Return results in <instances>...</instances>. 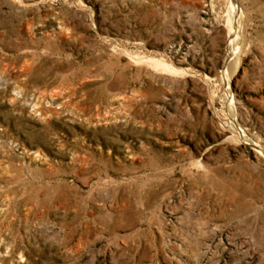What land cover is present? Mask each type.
<instances>
[{
  "label": "rangeland",
  "instance_id": "obj_1",
  "mask_svg": "<svg viewBox=\"0 0 264 264\" xmlns=\"http://www.w3.org/2000/svg\"><path fill=\"white\" fill-rule=\"evenodd\" d=\"M0 264H264V0H0Z\"/></svg>",
  "mask_w": 264,
  "mask_h": 264
},
{
  "label": "bare ground",
  "instance_id": "obj_2",
  "mask_svg": "<svg viewBox=\"0 0 264 264\" xmlns=\"http://www.w3.org/2000/svg\"><path fill=\"white\" fill-rule=\"evenodd\" d=\"M150 61L153 63L154 67L156 68H162L168 71H178V69H176L171 64L165 62L164 60L160 61L159 59H150Z\"/></svg>",
  "mask_w": 264,
  "mask_h": 264
}]
</instances>
